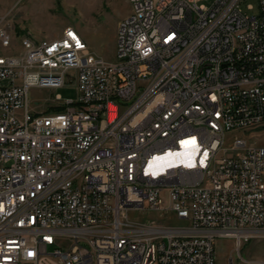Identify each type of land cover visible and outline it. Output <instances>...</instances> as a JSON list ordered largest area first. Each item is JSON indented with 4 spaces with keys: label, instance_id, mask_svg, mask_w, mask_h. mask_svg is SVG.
Segmentation results:
<instances>
[{
    "label": "built area",
    "instance_id": "2783aa9c",
    "mask_svg": "<svg viewBox=\"0 0 264 264\" xmlns=\"http://www.w3.org/2000/svg\"><path fill=\"white\" fill-rule=\"evenodd\" d=\"M201 1L128 0L113 62L70 26L0 58V264H215L216 238H264V146L224 147L264 132V0L251 17L245 0ZM69 78L75 100L30 109L32 89ZM146 210L183 226L128 217Z\"/></svg>",
    "mask_w": 264,
    "mask_h": 264
},
{
    "label": "rangeland",
    "instance_id": "374dc122",
    "mask_svg": "<svg viewBox=\"0 0 264 264\" xmlns=\"http://www.w3.org/2000/svg\"><path fill=\"white\" fill-rule=\"evenodd\" d=\"M213 1H201L198 4L210 6ZM240 8L243 14L250 17L259 14L257 0H245L240 3ZM129 13L128 0H0V27L12 34L15 47L11 51L14 53L25 36L36 41L55 39L65 27L70 26L80 33L90 53L113 62L117 25ZM2 53L5 51L0 48V54ZM55 95H59L62 100H75L77 88L72 78H69L65 87L55 91L32 89L29 95L30 109L37 114L57 111L61 107L54 102ZM235 137L245 140L248 145L264 146V132L231 131L227 133L224 147H231ZM128 217L132 221L146 224L155 222L167 227L183 226L173 215L152 210L131 211ZM214 254L215 264H228L229 259L237 264L239 256L244 260L264 263V238L249 240L241 245L239 251L232 239L216 238Z\"/></svg>",
    "mask_w": 264,
    "mask_h": 264
},
{
    "label": "bare ground",
    "instance_id": "6f19581e",
    "mask_svg": "<svg viewBox=\"0 0 264 264\" xmlns=\"http://www.w3.org/2000/svg\"><path fill=\"white\" fill-rule=\"evenodd\" d=\"M162 1V0H155ZM33 40V39H32ZM24 41L22 39L19 43V49H16L13 53H7V50L14 49V39L11 35V46L10 47H1L5 53L0 54V58H15L17 56L23 55L24 53ZM116 54H118V45H116ZM77 55H79V48H70L69 49V60H76ZM118 79H123V84H130V76H126L125 71H118ZM180 168V161L177 158H166L163 162V170L165 172H178ZM180 177H187V169H180ZM98 231H106V224H98Z\"/></svg>",
    "mask_w": 264,
    "mask_h": 264
},
{
    "label": "crops",
    "instance_id": "0c3cea01",
    "mask_svg": "<svg viewBox=\"0 0 264 264\" xmlns=\"http://www.w3.org/2000/svg\"><path fill=\"white\" fill-rule=\"evenodd\" d=\"M13 44L15 45V41L13 42ZM16 48L19 49L18 46ZM10 52H12V51L11 50H7V53H10Z\"/></svg>",
    "mask_w": 264,
    "mask_h": 264
},
{
    "label": "trees",
    "instance_id": "16d2710c",
    "mask_svg": "<svg viewBox=\"0 0 264 264\" xmlns=\"http://www.w3.org/2000/svg\"><path fill=\"white\" fill-rule=\"evenodd\" d=\"M59 109H57V111H58Z\"/></svg>",
    "mask_w": 264,
    "mask_h": 264
}]
</instances>
